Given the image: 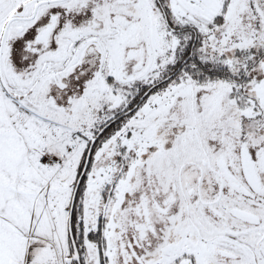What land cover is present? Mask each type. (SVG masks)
<instances>
[{
	"label": "snow or ice",
	"instance_id": "1",
	"mask_svg": "<svg viewBox=\"0 0 264 264\" xmlns=\"http://www.w3.org/2000/svg\"><path fill=\"white\" fill-rule=\"evenodd\" d=\"M0 264H264V0H0Z\"/></svg>",
	"mask_w": 264,
	"mask_h": 264
}]
</instances>
